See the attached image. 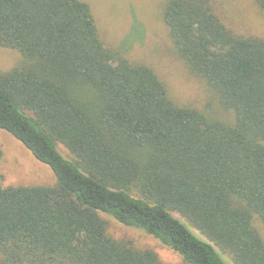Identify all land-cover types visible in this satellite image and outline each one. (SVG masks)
Returning <instances> with one entry per match:
<instances>
[{"label": "trees", "instance_id": "trees-1", "mask_svg": "<svg viewBox=\"0 0 264 264\" xmlns=\"http://www.w3.org/2000/svg\"><path fill=\"white\" fill-rule=\"evenodd\" d=\"M160 11L221 113L178 104L153 67L107 45L87 1L0 0V44L20 53L0 69V128L56 176L0 179V264H165L112 236L103 214L189 264H226L219 250L264 264L253 225L264 222V38L229 26L213 0Z\"/></svg>", "mask_w": 264, "mask_h": 264}, {"label": "rangeland", "instance_id": "rangeland-1", "mask_svg": "<svg viewBox=\"0 0 264 264\" xmlns=\"http://www.w3.org/2000/svg\"><path fill=\"white\" fill-rule=\"evenodd\" d=\"M85 1L91 5L105 43L120 49L130 60L153 67L178 104L197 106L208 113H221L214 91L192 74L177 56L169 29L161 16L163 0ZM213 3L225 22L236 31L264 38V9L257 0H213ZM19 59V52L0 44V69L12 68ZM60 149L68 157L65 149ZM0 179L4 186L51 185L56 182L55 173L48 164L40 162L21 141L1 128ZM103 217L112 236L131 240L142 248L154 249L165 264H189L178 252L146 231L123 225L106 214ZM253 225L264 238V222L257 215L253 218ZM219 251L226 264H236L230 254Z\"/></svg>", "mask_w": 264, "mask_h": 264}]
</instances>
